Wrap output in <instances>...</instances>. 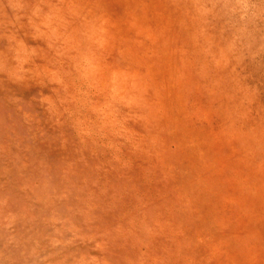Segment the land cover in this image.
Listing matches in <instances>:
<instances>
[{
  "label": "rangeland",
  "instance_id": "374dc122",
  "mask_svg": "<svg viewBox=\"0 0 264 264\" xmlns=\"http://www.w3.org/2000/svg\"><path fill=\"white\" fill-rule=\"evenodd\" d=\"M0 264H264V0H0Z\"/></svg>",
  "mask_w": 264,
  "mask_h": 264
}]
</instances>
